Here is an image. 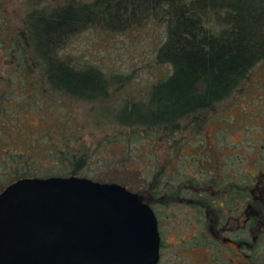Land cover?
I'll use <instances>...</instances> for the list:
<instances>
[{
    "label": "trees",
    "instance_id": "trees-1",
    "mask_svg": "<svg viewBox=\"0 0 264 264\" xmlns=\"http://www.w3.org/2000/svg\"><path fill=\"white\" fill-rule=\"evenodd\" d=\"M4 1L0 192L26 177L116 182L153 210L158 264H193L201 250L199 264H230L231 257L264 264V146L257 152L248 145L240 154L245 139L237 145L225 130L223 143H202L218 106L243 91L264 62V0H15L17 25ZM147 20L165 24L155 60L168 70L143 93L133 91L137 98L117 99L125 84L120 74L61 54L86 29L120 32ZM74 103L87 105L93 123L130 130L106 136L100 146L133 138V160L146 158L145 168L134 167L133 182L84 172L97 159L77 127L56 135L62 123H51L43 133L25 132V116L70 112ZM229 143L233 153H225Z\"/></svg>",
    "mask_w": 264,
    "mask_h": 264
},
{
    "label": "water",
    "instance_id": "water-1",
    "mask_svg": "<svg viewBox=\"0 0 264 264\" xmlns=\"http://www.w3.org/2000/svg\"><path fill=\"white\" fill-rule=\"evenodd\" d=\"M151 207L116 182L26 177L0 192V264H158Z\"/></svg>",
    "mask_w": 264,
    "mask_h": 264
},
{
    "label": "rangeland",
    "instance_id": "rangeland-1",
    "mask_svg": "<svg viewBox=\"0 0 264 264\" xmlns=\"http://www.w3.org/2000/svg\"><path fill=\"white\" fill-rule=\"evenodd\" d=\"M4 2L9 11L11 23L19 24L16 18L17 2L15 0ZM165 30V24L155 20H147L141 26L120 32L89 28L71 37L65 43L61 54L69 56L79 65L94 64L107 73L120 74L119 78L125 80L123 81L125 84L116 95L117 99L121 101L133 99V96L138 97L133 94V91L143 93L168 70L167 65L157 64L155 60L157 49L165 38ZM6 63L0 51V68H4ZM217 110L215 117L204 129L202 143H206L207 146L223 143L222 140L219 142V137L221 130H225L223 135L227 134L230 141L238 143L237 145L245 139V143L243 142V145L236 149L240 154L245 153L248 145H253L257 152H261L260 147L264 146V62L252 70L243 91L236 93L234 97L218 106ZM88 112L86 104L74 103L70 112L53 115L52 111L47 109L42 113H33L25 116L27 125L25 132L29 133L33 129L35 133H43L51 123H62L56 135H60L65 128L75 131L77 127L76 133L88 144L90 153L93 152L91 154L93 159H97L93 160V165L84 172L89 173V176L94 173L99 174V177L133 182L134 167L138 165L145 168L146 160L143 157H140L144 160L143 162H139L138 158L133 160V154H135L133 149L136 148L133 138L127 140L125 145L120 142L100 146V142L106 136L116 135L120 131L123 134L130 133V130L115 127L107 122L93 123L87 115ZM66 121L70 122L69 126ZM225 153H233L230 143ZM116 166L118 170H115ZM123 168L129 172H124ZM247 169L250 170L251 167L247 166ZM261 191L264 193V183L261 184ZM195 252L193 264H199L204 260L205 253L203 250ZM230 264L251 263L244 258L231 257Z\"/></svg>",
    "mask_w": 264,
    "mask_h": 264
}]
</instances>
